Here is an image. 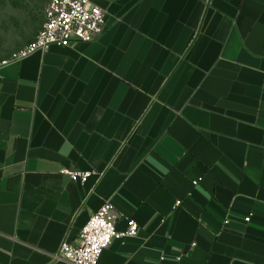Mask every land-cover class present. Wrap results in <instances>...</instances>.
I'll list each match as a JSON object with an SVG mask.
<instances>
[{
    "label": "crops",
    "instance_id": "obj_1",
    "mask_svg": "<svg viewBox=\"0 0 264 264\" xmlns=\"http://www.w3.org/2000/svg\"><path fill=\"white\" fill-rule=\"evenodd\" d=\"M90 1L95 40L0 66V264H69L106 202L139 232L98 264H264V0Z\"/></svg>",
    "mask_w": 264,
    "mask_h": 264
},
{
    "label": "built area",
    "instance_id": "obj_2",
    "mask_svg": "<svg viewBox=\"0 0 264 264\" xmlns=\"http://www.w3.org/2000/svg\"><path fill=\"white\" fill-rule=\"evenodd\" d=\"M106 24L103 10L90 0H50L45 23L36 37L0 66L38 51H48L53 45L70 46L77 42L93 41L103 33ZM61 173L73 181L85 184L94 172L63 168ZM180 205L181 200H178L176 208ZM245 221L250 222L251 216L246 217ZM116 222L115 208L111 202H106L90 217L75 242H62L54 254L55 260L69 264H98L103 252L115 239L136 236L139 232V226L133 220L125 232L117 230Z\"/></svg>",
    "mask_w": 264,
    "mask_h": 264
},
{
    "label": "rangeland",
    "instance_id": "obj_3",
    "mask_svg": "<svg viewBox=\"0 0 264 264\" xmlns=\"http://www.w3.org/2000/svg\"><path fill=\"white\" fill-rule=\"evenodd\" d=\"M50 0H0V64L31 42L45 23Z\"/></svg>",
    "mask_w": 264,
    "mask_h": 264
}]
</instances>
